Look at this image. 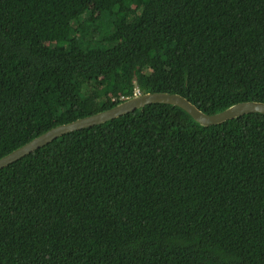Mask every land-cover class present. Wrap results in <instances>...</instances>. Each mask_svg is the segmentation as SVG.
Returning <instances> with one entry per match:
<instances>
[{
	"label": "trees",
	"instance_id": "obj_1",
	"mask_svg": "<svg viewBox=\"0 0 264 264\" xmlns=\"http://www.w3.org/2000/svg\"><path fill=\"white\" fill-rule=\"evenodd\" d=\"M137 92L264 103V0H0V159ZM0 264H264V115L150 105L4 168Z\"/></svg>",
	"mask_w": 264,
	"mask_h": 264
},
{
	"label": "water",
	"instance_id": "obj_2",
	"mask_svg": "<svg viewBox=\"0 0 264 264\" xmlns=\"http://www.w3.org/2000/svg\"><path fill=\"white\" fill-rule=\"evenodd\" d=\"M165 104L174 107H178L185 111L196 123L203 127H210L221 125L227 121L239 119L243 116L250 114H263L264 115V103L263 102H244L235 104L221 112L215 114H207L198 109L185 97L166 93H145L135 95L133 98H129L117 106L99 112L94 115H90L84 118H80L74 122L59 125L44 134L34 138L29 143L17 148L10 154L0 159V171L8 166L16 163L17 161L29 156L37 150L47 146L54 140L74 132H78L84 129L92 128L94 126L104 125L119 117L140 110L146 106Z\"/></svg>",
	"mask_w": 264,
	"mask_h": 264
},
{
	"label": "rangeland",
	"instance_id": "obj_3",
	"mask_svg": "<svg viewBox=\"0 0 264 264\" xmlns=\"http://www.w3.org/2000/svg\"><path fill=\"white\" fill-rule=\"evenodd\" d=\"M86 89H87V90H90V88H86ZM86 89H85V90H86Z\"/></svg>",
	"mask_w": 264,
	"mask_h": 264
},
{
	"label": "built area",
	"instance_id": "obj_4",
	"mask_svg": "<svg viewBox=\"0 0 264 264\" xmlns=\"http://www.w3.org/2000/svg\"><path fill=\"white\" fill-rule=\"evenodd\" d=\"M137 94H140V93H139V92H137V93H136V95H137Z\"/></svg>",
	"mask_w": 264,
	"mask_h": 264
},
{
	"label": "clouds",
	"instance_id": "obj_5",
	"mask_svg": "<svg viewBox=\"0 0 264 264\" xmlns=\"http://www.w3.org/2000/svg\"><path fill=\"white\" fill-rule=\"evenodd\" d=\"M138 95V94H137Z\"/></svg>",
	"mask_w": 264,
	"mask_h": 264
}]
</instances>
